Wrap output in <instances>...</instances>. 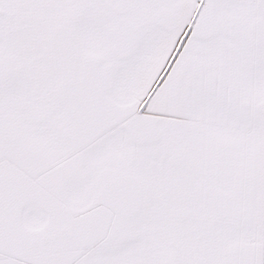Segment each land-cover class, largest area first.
<instances>
[{
    "label": "snow or ice",
    "instance_id": "snow-or-ice-1",
    "mask_svg": "<svg viewBox=\"0 0 264 264\" xmlns=\"http://www.w3.org/2000/svg\"><path fill=\"white\" fill-rule=\"evenodd\" d=\"M0 264H264V0H0Z\"/></svg>",
    "mask_w": 264,
    "mask_h": 264
}]
</instances>
